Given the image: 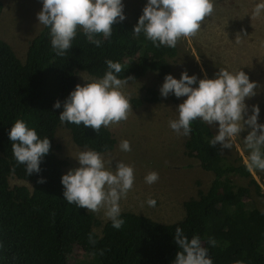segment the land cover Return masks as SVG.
I'll use <instances>...</instances> for the list:
<instances>
[{
  "label": "trees",
  "instance_id": "obj_1",
  "mask_svg": "<svg viewBox=\"0 0 264 264\" xmlns=\"http://www.w3.org/2000/svg\"><path fill=\"white\" fill-rule=\"evenodd\" d=\"M3 9L0 0V17ZM139 17L114 25L110 42L104 40L100 47L78 32L63 57L52 50L45 26L31 41L24 62L0 39V264H69L75 247L86 254L76 264H171L178 251L173 238L177 226L189 238L201 237L213 264H264V210L249 202L251 187L258 196H264L262 188L242 160L229 163L219 144H209L214 133L200 120L193 122L184 146L186 154L212 172L214 179L206 192L184 202L181 220L165 224L122 212L125 223L117 230L110 220L102 222L64 199L61 176L68 162L55 152L57 128L64 125L75 145L83 149L107 153L117 143L109 128L102 126L96 133L82 124L59 121L63 106L55 109L53 105L57 100L63 105L77 85L78 71L99 78L106 71L105 61L111 59L122 64L121 78L138 80L153 72L164 79L171 73L177 48H157L143 33L134 35ZM148 92L145 102L160 101L153 88ZM17 119L51 141L39 173L27 175L13 158L8 131ZM232 176L248 179L249 186L237 185ZM12 178L26 184L11 185ZM41 178L44 183L37 182Z\"/></svg>",
  "mask_w": 264,
  "mask_h": 264
},
{
  "label": "clouds",
  "instance_id": "obj_2",
  "mask_svg": "<svg viewBox=\"0 0 264 264\" xmlns=\"http://www.w3.org/2000/svg\"><path fill=\"white\" fill-rule=\"evenodd\" d=\"M40 3L41 10L36 14L38 25L49 29L52 50L60 57L72 48L78 32L100 47L104 40L110 42L114 25L126 19L124 0H40ZM213 12L214 0H146L132 33H143L154 47L175 48L179 39L195 36ZM262 14L264 0H257L252 15L258 17ZM105 63L107 68L103 76L90 82L83 78L85 83L77 84L63 105L59 100L54 103L55 109L63 106L58 116L61 124H82L99 133L102 126L108 128L127 120L131 105L123 88L133 78L120 77L123 66L119 61L108 59ZM256 88V82L250 81L241 69L233 72L219 68L212 78L206 73L204 78H198L195 74L189 75L186 70L180 73L179 79L167 74L159 92L163 98L170 95L177 99L186 97L176 107L178 116L168 122L178 136H190L193 122L200 120L216 128L209 144L212 147L219 144L224 149L231 148L233 139L247 131L242 139L248 153L246 167L250 171H264V123L258 122L260 107L252 105L251 114H248L245 103L246 98L257 94ZM8 137L17 164L24 166L27 175L39 173L41 162L50 153L49 137L41 138L36 129L28 127L23 119H17L12 124ZM118 147L122 152L131 151L130 142L126 139L121 140ZM75 159L79 167L69 169L61 176L64 199L89 212L103 209L112 227L121 229L125 221L121 217L120 201L133 188L134 168L117 160L115 169L112 167L109 170L105 166L104 153L87 146ZM158 179L159 174L155 171L144 177L149 185ZM37 182L44 183V180L41 178ZM146 203L154 207L157 201L149 198ZM173 238L178 251L171 264H213L208 248L203 246L199 235L189 238L177 226ZM89 242L95 243L91 234ZM208 242L212 245L216 243L214 239ZM235 264L243 262L236 261Z\"/></svg>",
  "mask_w": 264,
  "mask_h": 264
},
{
  "label": "rangeland",
  "instance_id": "obj_3",
  "mask_svg": "<svg viewBox=\"0 0 264 264\" xmlns=\"http://www.w3.org/2000/svg\"><path fill=\"white\" fill-rule=\"evenodd\" d=\"M1 2L4 9L0 17V39L7 42L24 62L31 41L43 28L36 19L42 4L40 0ZM256 3L257 0H214V12L205 19L197 34L178 40L177 56L171 60L170 74L179 79L180 73L186 70L189 75L195 74L198 78H204L205 73L212 78L219 68L233 72L241 69L250 81L257 84V94L245 101L248 114H251L252 105H258V122L264 123V14L258 17L252 15ZM145 4L146 0H124L126 19L141 16ZM83 78L89 82L96 79L84 71H78L77 84L83 85ZM163 82L164 79L153 72L141 79L128 81L123 92L129 98L131 110L127 120L108 127L117 143L114 150L104 153V159L109 170L112 167L115 169L117 160L134 168V185L120 201L121 213L132 212L160 223L172 224L184 218L185 201L209 189L214 174L204 170L197 159L186 154L184 145L188 137L178 136L170 129L168 122L178 116L176 107L186 97H161L159 89ZM148 88H153L160 95L159 102H145L149 95ZM137 101L141 103L138 105L135 103ZM209 127L215 135L216 128L212 125ZM246 135L247 131L241 132V138H234L231 148L222 149L227 162L238 164L242 160L247 164L248 153L242 141ZM124 139L130 142V152H122L118 147ZM55 144L58 157L68 162L64 174L69 169L79 167L75 158L84 149L75 145L64 125L57 128ZM151 171L157 172L159 179L149 185L144 177ZM251 172L264 193V171L253 169ZM232 179L239 186H249L248 179L240 176H232ZM10 182L11 185L26 184L14 178ZM251 191L249 202L264 210V196L256 195L254 187H251ZM149 198L157 201L156 206L147 205ZM93 214L102 222L109 220L103 209ZM85 259L86 254L75 247L69 264Z\"/></svg>",
  "mask_w": 264,
  "mask_h": 264
}]
</instances>
